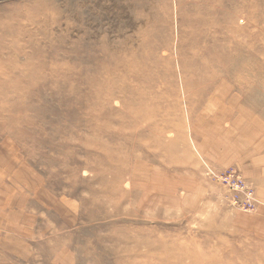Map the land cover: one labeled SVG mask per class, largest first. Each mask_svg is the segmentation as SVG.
Instances as JSON below:
<instances>
[{"label":"rangeland","instance_id":"obj_1","mask_svg":"<svg viewBox=\"0 0 264 264\" xmlns=\"http://www.w3.org/2000/svg\"><path fill=\"white\" fill-rule=\"evenodd\" d=\"M0 264H264V0H0Z\"/></svg>","mask_w":264,"mask_h":264}]
</instances>
